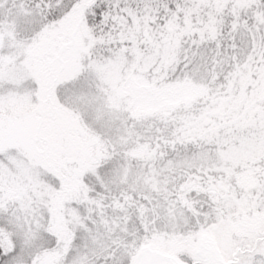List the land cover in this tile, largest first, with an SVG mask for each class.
Listing matches in <instances>:
<instances>
[{
    "label": "snow or ice",
    "instance_id": "obj_1",
    "mask_svg": "<svg viewBox=\"0 0 264 264\" xmlns=\"http://www.w3.org/2000/svg\"><path fill=\"white\" fill-rule=\"evenodd\" d=\"M0 264H264V0H0Z\"/></svg>",
    "mask_w": 264,
    "mask_h": 264
}]
</instances>
